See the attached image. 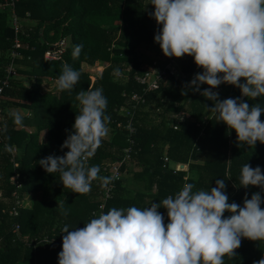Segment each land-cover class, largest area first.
I'll return each instance as SVG.
<instances>
[{
	"label": "trees",
	"instance_id": "obj_1",
	"mask_svg": "<svg viewBox=\"0 0 264 264\" xmlns=\"http://www.w3.org/2000/svg\"><path fill=\"white\" fill-rule=\"evenodd\" d=\"M16 11L30 24H24V33L19 34L28 48L20 50L15 60L17 77L3 93L2 128L7 125V131H0V264H48L38 261L35 255L37 251H62L64 225L70 230L83 228L98 218L101 204L104 214L112 208L150 207L168 196L175 197L185 183H192L194 192L207 191L216 186L218 179H224L229 203L243 206L245 196L250 199L256 192L264 200L260 188L240 184L246 163L260 167L264 173V144L239 145L235 131L206 110L204 105L210 108L211 101L191 88L183 94L187 81L202 72L193 57L176 61L187 80L167 77L152 92H145V86L135 82L137 75L164 69L170 59L154 42L161 26L152 18L151 0H20ZM8 16L7 10L0 13V76L13 41ZM78 44L83 49L78 58H73ZM54 45L62 50L59 58H44ZM143 46L151 47L153 56L142 54ZM97 62L104 67L94 66ZM64 63L81 73L71 91H59L56 85ZM116 68L122 73L119 77L113 75ZM207 87L200 85V90ZM96 88L103 89L108 101L105 115L110 117L109 134L99 148L93 149L87 164L99 165V175L104 177H109V168L102 171V167L120 164L121 173L105 201L100 181L92 182L88 194H77L64 189L59 173L48 174L39 164L50 155L66 154L68 149H62V145L81 109L76 95L81 89ZM218 88L220 100L241 97L234 86L221 84ZM132 94H139L144 102L135 107ZM244 99L249 105L259 103L264 107V96L253 101ZM13 109L26 111L27 115H22L24 127L14 124L13 114L9 113ZM151 115L158 121L154 122ZM260 119L264 122V114ZM41 132L45 133L43 139ZM5 144L16 148L15 156L5 151ZM164 153L170 159L168 163L162 160ZM174 163L186 169L176 171ZM130 178L139 189L127 186ZM13 206H17L15 217L9 215ZM158 211L166 214V225L167 210L161 207ZM224 215L227 218L229 214ZM261 258L264 241L242 239L236 256H225L224 264H254Z\"/></svg>",
	"mask_w": 264,
	"mask_h": 264
},
{
	"label": "clouds",
	"instance_id": "obj_2",
	"mask_svg": "<svg viewBox=\"0 0 264 264\" xmlns=\"http://www.w3.org/2000/svg\"><path fill=\"white\" fill-rule=\"evenodd\" d=\"M151 14L160 30L154 37L167 58H194L200 69L185 86L212 102L206 110L218 122L235 131L238 144L254 147L264 144V107L257 100L264 96V0H151ZM82 44L74 46L78 58ZM113 75H122L119 68ZM81 73L69 64L62 65L56 80L59 91H71ZM243 81V83H241ZM221 84L240 90V98L219 99L213 89ZM200 85L208 87L203 91ZM76 100L80 113L62 149L64 156L50 155L39 161L48 174L59 173L64 189L88 194L93 181L107 187L110 177L100 176L99 165L88 166V159L109 134L110 117L105 115L107 98L102 88L80 90ZM19 110L13 113L16 126L24 127ZM0 131L6 132L7 125ZM5 151H11L7 144ZM241 187L264 191L260 167L243 165ZM185 183L175 197L168 196L150 207L112 208L85 223L83 228L61 229L62 251L58 264H224V257L236 256L242 239L264 241V203L259 192L243 206L229 203L224 179L210 190L193 191ZM167 210L168 223L158 211ZM225 213L228 217L225 218ZM264 264V258L254 262Z\"/></svg>",
	"mask_w": 264,
	"mask_h": 264
},
{
	"label": "built area",
	"instance_id": "obj_3",
	"mask_svg": "<svg viewBox=\"0 0 264 264\" xmlns=\"http://www.w3.org/2000/svg\"><path fill=\"white\" fill-rule=\"evenodd\" d=\"M19 1L20 0H0V13L4 10L8 11V15L10 16V27L15 33L10 53V61L4 68V75L0 77V129H2V125L5 121L4 111L2 107V102L4 101V89L9 88L11 86V79L17 77V68H15L14 62L17 58L20 57L19 51L28 48V45L23 44L18 38L19 33H24V30L21 32L22 25L20 23V19L16 11V5L19 3ZM26 17H28V14L26 15ZM60 45H62V43ZM61 53L62 50L57 49L56 45H54L52 49L44 53V58L48 60H56L59 58V55H61ZM176 61V58H170L168 64L165 66L164 69L145 72L142 75H137L134 80L139 85L145 86V92H152L159 89L161 83H165L167 81V77H174L175 79L180 78L182 80H187V77L179 70L178 65H176ZM131 100L134 101L135 107L144 102V99L139 94H132ZM127 128L130 132L133 131L131 125H128ZM16 152L17 150L15 147L11 149L12 156H15ZM123 152L126 156V154L128 153V149H125ZM162 160L164 163H168L170 159L167 157V154L164 153ZM12 162L13 164H15L14 158H12ZM182 166H184V168H182ZM107 168H109V177L111 178V183L107 187H104L102 190L104 201L109 198L110 192L114 188L115 183L119 181V179H121L120 164L114 163L106 167L104 166L101 168V170L105 171ZM173 168H175L176 171H182L186 169V166L180 163H174ZM17 187L19 188L20 186L17 185ZM13 196L16 198V205H19V200H17L18 196L16 195V193H13ZM103 207L104 204H101L99 206V211L97 213L98 216L102 213ZM17 214V206L11 207L9 215L15 217L17 216ZM162 215L165 216L166 214L163 213ZM18 230L19 227L16 226L15 232H18Z\"/></svg>",
	"mask_w": 264,
	"mask_h": 264
},
{
	"label": "crops",
	"instance_id": "obj_4",
	"mask_svg": "<svg viewBox=\"0 0 264 264\" xmlns=\"http://www.w3.org/2000/svg\"><path fill=\"white\" fill-rule=\"evenodd\" d=\"M19 16V15H18ZM9 18H10V16H8ZM9 18H8V23L7 24H9V26H10V21H9ZM19 19H20V23H21V25H22V29H21V32L23 31V25L24 24H27V23H24L25 21H27L28 22V24H30V22L28 21V20H26V19H24V18H21L20 16H19ZM11 28V27H10ZM12 29V28H11ZM12 31H13V29H12ZM19 34H21V33H19ZM19 34H18V38H19ZM14 37H15V33H14V31H13V39H14ZM13 42V41H12ZM12 48V47H11ZM11 48H10V50L8 51V53H7V55H6V57H7V60H6V63H5V65H4V68L6 67V65L9 63V61H10V53H11ZM14 66H15V68H17V65L15 64V62H14ZM180 70V69H179ZM2 75H4V69H3V71H2ZM1 75V76H2ZM0 76V77H1ZM18 78H19V76H18ZM191 80V79H190ZM25 82V85L27 86V82L26 81H24ZM188 83H190L189 82V80L187 81ZM53 85V84H52ZM54 86V85H53ZM218 92V91H217ZM16 110H18V109H13V111H16ZM19 111L20 112H22V115H27V113L24 111V110H21V109H19ZM25 113V114H24ZM13 114V113H12ZM44 132H42L41 134H43ZM44 136H45V133H44V135L41 137L42 139L44 138ZM182 168H184V166H182ZM131 180V179H130ZM129 180V181H130ZM135 185H137L138 183H135L134 181H133V179L131 180ZM55 254H57V256H54L53 257V255L51 256V253L50 254H46L45 252H38L37 251V253H36V255H35V257H36V259L38 260V261H40V262H43V263H48V264H50V263H53V262H56V263H58V259L57 260H55V261H52V258H54V259H56L57 257H58V253H56L55 252Z\"/></svg>",
	"mask_w": 264,
	"mask_h": 264
},
{
	"label": "rangeland",
	"instance_id": "obj_5",
	"mask_svg": "<svg viewBox=\"0 0 264 264\" xmlns=\"http://www.w3.org/2000/svg\"><path fill=\"white\" fill-rule=\"evenodd\" d=\"M24 23H28L27 21H25ZM142 48H145V46H143ZM148 48V49H147ZM147 48H145V51L142 53V54H144L145 52H146V57L148 58V57H151V56H153V51L151 50V47H147ZM96 65H98L99 67H101V69L104 67L103 66V64L102 63H95L94 64V66H96ZM100 72H97L96 74H99ZM192 80V79H191ZM190 79H189V82L191 81ZM53 85H49V87H52ZM219 90V88H216V89H213V91H215V92H217ZM15 111H13V110H10L9 111V113H14ZM26 112V111H25ZM20 114L22 115V112H20ZM25 114V113H24ZM151 117L153 118V120H154V122H157L158 121V119L155 117V116H152L151 115ZM150 117V118H151ZM29 130H33V127H29L28 128ZM42 133V132H41ZM40 133V138L44 135V133L43 134H41ZM42 139V138H41ZM131 179V178H130ZM132 180V179H131ZM127 181V186L129 185V187H131V188H133V189H139V187L137 186V185H135L132 181ZM55 252L56 251H54L52 254H51V256L53 255V257L54 256H57V254H55ZM57 253V252H56ZM58 259V257L56 258V259H54V258H52V261H55V260H57Z\"/></svg>",
	"mask_w": 264,
	"mask_h": 264
}]
</instances>
